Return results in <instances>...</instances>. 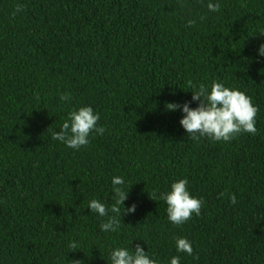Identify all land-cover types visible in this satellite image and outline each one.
I'll list each match as a JSON object with an SVG mask.
<instances>
[{
  "label": "trees",
  "instance_id": "obj_1",
  "mask_svg": "<svg viewBox=\"0 0 264 264\" xmlns=\"http://www.w3.org/2000/svg\"><path fill=\"white\" fill-rule=\"evenodd\" d=\"M219 3L0 0V264H110L137 243L161 264H264V0ZM214 81L251 98L255 135L193 140L167 109ZM85 105L105 131L79 150L53 140ZM113 176L136 212L104 233L88 202L115 203ZM179 179L203 204L177 226L156 197Z\"/></svg>",
  "mask_w": 264,
  "mask_h": 264
},
{
  "label": "clouds",
  "instance_id": "obj_2",
  "mask_svg": "<svg viewBox=\"0 0 264 264\" xmlns=\"http://www.w3.org/2000/svg\"><path fill=\"white\" fill-rule=\"evenodd\" d=\"M207 7L210 12H218L220 10L219 0L216 2L208 0ZM15 11L21 12L23 9L17 5ZM191 23L189 21V25ZM256 54L258 57H264V43L258 46ZM191 92V101L183 104L167 103L166 105L169 111L182 113L179 124L189 138L195 140L200 137H207L216 142H229L241 133L256 134L257 108L244 92L229 88L224 83L216 81L211 84L210 89L201 85ZM66 99L65 95L60 96L61 101ZM193 102H198L194 108L191 106ZM99 119V113L95 112L90 105L74 108L68 113V117L60 126L59 132L51 131V138L68 148L79 150L90 142V136L102 134L105 131L102 126L98 125ZM125 183L126 181L122 176L112 177L111 184L115 203L111 206L98 199H92L88 202L90 212L95 213L98 217H107L99 225L100 230L104 233L117 232L120 226L118 217L136 212L134 203L127 208L123 206L124 201L128 198L130 188H123ZM187 184L186 179L174 181L170 184L169 190L159 193L156 197L167 205V220L177 226L184 224L193 214L199 216L203 204L202 199L190 194ZM231 202L236 203L235 196L231 197ZM69 247L76 249L78 241H70ZM175 249L177 253H184L189 256L193 253L192 242L187 237H176ZM180 260L179 255H173L168 259V264H180ZM108 261L110 264H161L158 258L150 255L148 251L146 252L139 243L136 244L134 251L131 247L126 246L112 248L109 251ZM73 264H81V261L74 260Z\"/></svg>",
  "mask_w": 264,
  "mask_h": 264
}]
</instances>
